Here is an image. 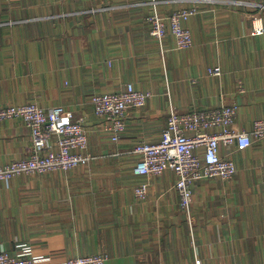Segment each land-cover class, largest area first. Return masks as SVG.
Here are the masks:
<instances>
[{"label": "crops", "instance_id": "1", "mask_svg": "<svg viewBox=\"0 0 264 264\" xmlns=\"http://www.w3.org/2000/svg\"><path fill=\"white\" fill-rule=\"evenodd\" d=\"M156 2L162 15L198 6L188 23L192 48L150 35L151 0H0V108L64 107L85 120L95 157L78 170L0 182V253L26 244L55 264L95 254L105 264H264V141L232 150L231 182L198 183L189 215L176 175L137 176L133 153L161 140L171 112L235 105L238 131L264 119V0ZM214 66L221 77L208 75ZM130 83L152 97L130 111L114 143L91 99ZM30 147L23 121L0 123V165ZM145 181L142 201L134 190Z\"/></svg>", "mask_w": 264, "mask_h": 264}, {"label": "built area", "instance_id": "2", "mask_svg": "<svg viewBox=\"0 0 264 264\" xmlns=\"http://www.w3.org/2000/svg\"><path fill=\"white\" fill-rule=\"evenodd\" d=\"M80 1V0H74ZM97 2L98 0H88ZM187 1V0H186ZM147 17L150 35L162 41L168 35L175 40V48L185 51L193 47V34L188 26L191 18L199 13L197 5L181 8L162 15L156 0ZM257 34L263 28L255 29ZM208 75L221 77L222 68L208 69ZM152 94L139 90L133 84L105 94L93 95L94 114L101 120V129L111 136L114 143L121 141L127 129L131 110L144 108ZM238 108L222 105L218 108L187 113L171 112L167 125L158 142H140L134 148L137 162L134 173L139 177H162L173 172L179 207L189 215L194 207V187L204 181L220 180L229 183L237 173L231 157L232 150L243 152L254 143L264 141V119L254 122L250 131L235 129ZM19 119L31 131V147L25 158L0 165V182L31 175L69 172L90 166L95 159L89 153V139L83 118L62 106L44 109L35 103L0 108V123ZM225 148L229 154L223 155ZM151 188L148 181L135 187V195L146 201ZM106 255H87L66 260L59 264H105ZM0 264H55L49 258L34 254L31 246L22 244L15 253H0ZM197 264H201L197 261Z\"/></svg>", "mask_w": 264, "mask_h": 264}, {"label": "rangeland", "instance_id": "3", "mask_svg": "<svg viewBox=\"0 0 264 264\" xmlns=\"http://www.w3.org/2000/svg\"><path fill=\"white\" fill-rule=\"evenodd\" d=\"M146 24H147V18H146ZM148 25V24H147ZM83 168V167H82ZM80 169V168H79ZM78 170V169H77Z\"/></svg>", "mask_w": 264, "mask_h": 264}]
</instances>
